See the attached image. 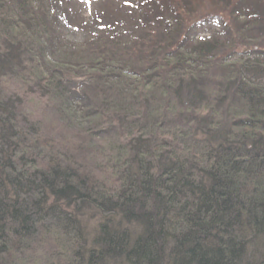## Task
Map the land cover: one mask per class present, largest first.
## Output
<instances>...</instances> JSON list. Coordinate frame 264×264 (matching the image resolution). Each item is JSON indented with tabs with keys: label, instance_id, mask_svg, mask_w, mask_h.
<instances>
[{
	"label": "trees",
	"instance_id": "obj_1",
	"mask_svg": "<svg viewBox=\"0 0 264 264\" xmlns=\"http://www.w3.org/2000/svg\"><path fill=\"white\" fill-rule=\"evenodd\" d=\"M36 261L264 264V0H0V264Z\"/></svg>",
	"mask_w": 264,
	"mask_h": 264
},
{
	"label": "rangeland",
	"instance_id": "obj_2",
	"mask_svg": "<svg viewBox=\"0 0 264 264\" xmlns=\"http://www.w3.org/2000/svg\"><path fill=\"white\" fill-rule=\"evenodd\" d=\"M213 3H208L206 1H203V5L199 6V10L198 11H201L202 13H205V12H208L212 9H214L215 7H213ZM215 24L213 23H210L208 22L207 24L204 22V24L202 26H200L197 30L198 33H199V36L200 35H207V34H204L203 32V29H205L206 27L207 28H212ZM85 30V29H84ZM84 30H79V29H75V28H69L67 25H63L62 23V28H61V33H62V36L66 39V40H71V41H75V42H80L82 40H84V38L86 37L87 34H83L85 31ZM216 31H219V29H216ZM69 41H67L66 43H68ZM75 42H73L74 44H76ZM70 43V42H69ZM28 101H30L29 103H32L34 105L35 108H40L41 106V109L40 110H43V106H47V100H45L44 98H40V97H36V96H28ZM31 105V104H30ZM31 107V106H29ZM33 107V106H32ZM38 110V111H40ZM49 115V114H48ZM58 120H56L57 122ZM54 122V125L56 126H60L61 123H56ZM57 131H60L59 129L56 128ZM48 134V133H47ZM50 135H54L55 133L53 132H50L49 133ZM47 138V137H45ZM57 140H59L58 138H56ZM61 141V140H59ZM87 141V140H86ZM77 142L79 141H76L75 143L77 144ZM98 142H103L102 140H98ZM74 143V142H73ZM84 143V142H83ZM59 144V143H58ZM84 144L87 145V142H85ZM103 171L101 172H98L96 174V179H99V180H105L107 179L108 177V170L106 168L103 167ZM106 171V172H104ZM40 249H39V256L41 255V259L44 260V259H47V257L50 255L49 251H48V246L46 245V242H45V239L43 236H40V239H39V243H36ZM42 251V252H41ZM37 263H41L40 261H36Z\"/></svg>",
	"mask_w": 264,
	"mask_h": 264
}]
</instances>
